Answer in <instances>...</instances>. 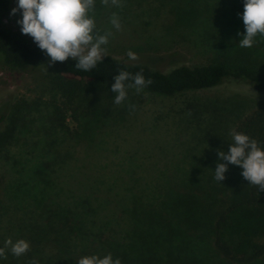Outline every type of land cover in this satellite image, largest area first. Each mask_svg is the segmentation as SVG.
I'll return each mask as SVG.
<instances>
[{
	"label": "trees",
	"instance_id": "16d2710c",
	"mask_svg": "<svg viewBox=\"0 0 264 264\" xmlns=\"http://www.w3.org/2000/svg\"><path fill=\"white\" fill-rule=\"evenodd\" d=\"M147 1L122 0L123 7H116L97 0L98 29L105 32L102 25L115 12L122 15L121 27L139 23L127 36L146 35L148 21L134 22V13ZM158 1L167 22L161 29L189 35L204 62L165 72L107 53L87 72L71 58L50 64L35 43L6 25L14 0H0V62L31 74L37 94L0 115V158L10 159V149L27 132L36 137L8 169L9 200H0V209L9 212L7 239H25L30 249L16 257L6 248L0 264H77L81 257L109 253L121 264H264V190L232 164L226 179H214L217 162L227 163L218 152L230 150L233 130L264 147V96L235 126L213 102L192 98L173 107L171 123L153 125L180 131L186 146L181 154L180 144L165 149L168 164L162 167L158 144L147 135L151 128L136 124L137 106L129 111L135 96L116 105L111 92L115 75L126 70L153 81L142 92L161 96L227 79L247 81L264 95V38L251 48L239 46L244 0ZM130 6H136L132 16ZM112 137L121 144L115 150ZM120 150L118 159L104 157V151Z\"/></svg>",
	"mask_w": 264,
	"mask_h": 264
},
{
	"label": "rangeland",
	"instance_id": "374dc122",
	"mask_svg": "<svg viewBox=\"0 0 264 264\" xmlns=\"http://www.w3.org/2000/svg\"><path fill=\"white\" fill-rule=\"evenodd\" d=\"M17 2L18 0H14L12 8L16 6ZM162 5L164 4L158 0H148L142 7H138L137 12L134 13L136 14L135 21L133 20L134 22L148 21L149 24H144L143 26L145 27L143 30L149 29L148 32H143L146 33V35L127 36L126 33L132 31L131 29L136 30V28H140L139 25H137L136 28H132V24L139 23L129 22L130 24H125L119 30L113 26L112 32L116 34L113 35L111 33L108 38V43L102 46L104 54L112 53L115 56L127 59L130 62L146 64L154 69H159L165 72H169L173 68L183 64L193 65L204 62V56L193 49L194 45L191 46L189 42L191 37L189 35H187V39H185L181 37L182 31L177 30L176 28H167V30L161 29V27H165L167 23L162 19L165 15V10ZM132 7L133 6L129 7V12L127 13L130 16L133 14L132 11L136 9V6ZM10 13L6 18V25L21 32V26L17 24V20L22 18V13H17L16 15H11ZM96 14L97 2L94 12L96 31L101 35L109 32L111 27L110 19H106L102 25L105 32H103L101 28L100 32L98 29L99 26H97ZM121 16L122 15H119L120 18ZM25 36L34 43L33 38L30 35ZM129 50L138 55L137 60H131L128 57L127 53ZM173 52H177L175 56L169 55ZM34 88L35 84L33 83L31 74L0 62V115L5 112L4 109L22 98H35L37 94ZM133 96H135L137 102L136 106L138 108V112L136 113V124L149 125L151 128L147 131V135L150 142L155 141L158 144V148L155 151L158 154L160 163H157L164 167L165 164H168L167 159L163 158L164 155H167L165 149L170 150L171 147L180 144L178 151L180 150L181 154L182 146L183 149L186 146L185 144H181L184 137H182V135L180 136V131H177L178 135L174 129L170 128L171 126H164L162 129L158 127L156 128V126L153 125L154 122L171 123L169 113L174 111L173 107H175V109L184 107L186 102L192 98H197L206 103L213 102L219 111L225 116L229 125L235 126L241 117L248 114L256 107L264 95L259 93L247 81L227 79L213 88L197 92H188L171 97L151 94L148 92L137 94L135 89H128L127 98ZM35 139L36 137L33 132H27L25 135L21 136L20 144L14 145L10 149V159L5 158L4 160V158H0V200H9L7 199V186L10 184L9 181L11 174L8 169H11V166L14 164L20 151L25 149L26 145L33 144ZM226 139H228V136ZM110 142L111 150H115L114 147L116 145L121 146L120 141L115 137L110 138ZM109 152L111 151H104V157L108 159H118L117 157L124 153L122 150L118 151L116 155H112ZM172 157L173 155L167 156L169 160H171ZM175 161H178V159ZM12 177L16 179L13 173ZM5 209L6 208L3 210L0 209V246H2L7 240L6 234L9 232V228H11L8 218L9 212H5ZM3 235H5V237H3Z\"/></svg>",
	"mask_w": 264,
	"mask_h": 264
},
{
	"label": "clouds",
	"instance_id": "9594fccd",
	"mask_svg": "<svg viewBox=\"0 0 264 264\" xmlns=\"http://www.w3.org/2000/svg\"><path fill=\"white\" fill-rule=\"evenodd\" d=\"M97 0H18L12 8L11 15L22 13V18L17 20L21 32L30 35L38 48L49 57L50 64L65 62L69 58L76 61V69L91 71L105 57L103 45L108 43L111 32L101 35L96 31L94 17ZM105 5L123 7L122 0H100ZM242 17L245 31L240 33L241 48H251L256 43V38H264V0H244ZM110 23L119 30L120 17L113 13ZM131 60H137L138 55L131 50L127 53ZM111 92L115 93L114 103L121 105L128 97V89H135L141 93L151 79H145L142 72L135 74L121 70L114 77ZM131 81V83H126ZM136 105L129 104V111L134 112ZM232 143L230 150L219 151L218 156L222 161L217 162L214 179L218 182L226 179L225 173L229 164L242 167V177L251 185L258 186L259 191L264 190V147L260 142L248 134L231 132ZM6 248L16 257L24 255L30 249V243L25 239L15 242L11 238L5 241V246L0 247V257L6 258ZM31 264H38L33 260ZM77 264H121L119 258L113 259L111 253L103 256L90 255L81 257Z\"/></svg>",
	"mask_w": 264,
	"mask_h": 264
}]
</instances>
